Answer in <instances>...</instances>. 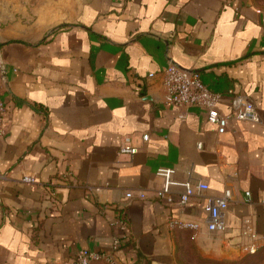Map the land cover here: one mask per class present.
<instances>
[{"label": "crops", "instance_id": "crops-1", "mask_svg": "<svg viewBox=\"0 0 264 264\" xmlns=\"http://www.w3.org/2000/svg\"><path fill=\"white\" fill-rule=\"evenodd\" d=\"M171 62L220 95V114L245 95L260 122L219 134L205 110L166 105ZM0 99V264L112 251L124 216L118 264H178L186 246L234 259L244 220L264 247V0H0ZM125 138L136 154L118 153ZM159 169L207 196L229 189L225 232L169 229L170 217L204 219L206 201H158Z\"/></svg>", "mask_w": 264, "mask_h": 264}, {"label": "built area", "instance_id": "built-area-1", "mask_svg": "<svg viewBox=\"0 0 264 264\" xmlns=\"http://www.w3.org/2000/svg\"><path fill=\"white\" fill-rule=\"evenodd\" d=\"M154 77L153 74L149 78ZM162 86L165 91L164 103L166 105L179 107H197L206 111L207 121L217 128V133L222 134L226 131L228 122L236 120L242 123L260 122V117L252 101L245 95L233 97L231 113L228 115L220 114L216 108L220 95L212 92L202 81L200 74L189 72L180 68L175 63H170L161 74ZM6 112V105L0 99V138L5 134L3 125V116ZM148 140L147 135L142 136V141ZM138 148L131 144L130 140L125 138L118 149L120 155H134ZM173 170L159 169L156 176L163 180L162 187L155 191V197L158 201L167 205H177L185 207L193 197L205 199L206 216L201 221L189 220L184 217H170L166 224L171 230L198 232L205 228L210 233H224L226 230V211L231 201V191L225 189L219 196H207L205 192L208 187L204 183L191 184L189 182L176 183L172 180ZM22 181L26 184H35L32 177H24ZM178 187L180 191L173 193L172 188ZM94 192H99V188L87 187ZM177 196V197H175ZM127 199L133 198L131 192L125 194ZM139 199H144L145 194L139 192ZM249 201V193H245ZM118 235L112 239V251H92L80 249L75 251L72 256L64 261L53 264H118L115 260L113 251L117 250L122 238L128 233V223L126 217H120L114 222ZM242 235L248 239V243L243 247L246 254H254L258 247L256 246L257 235L252 229L250 222L244 220Z\"/></svg>", "mask_w": 264, "mask_h": 264}, {"label": "rangeland", "instance_id": "rangeland-1", "mask_svg": "<svg viewBox=\"0 0 264 264\" xmlns=\"http://www.w3.org/2000/svg\"><path fill=\"white\" fill-rule=\"evenodd\" d=\"M178 264H264V247L254 254L243 253L234 259L204 258L192 246H186L178 254Z\"/></svg>", "mask_w": 264, "mask_h": 264}]
</instances>
